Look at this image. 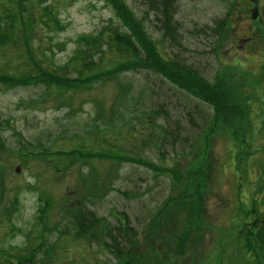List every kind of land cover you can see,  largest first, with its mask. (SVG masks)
Returning <instances> with one entry per match:
<instances>
[{
	"label": "rangeland",
	"instance_id": "obj_1",
	"mask_svg": "<svg viewBox=\"0 0 264 264\" xmlns=\"http://www.w3.org/2000/svg\"><path fill=\"white\" fill-rule=\"evenodd\" d=\"M254 5L0 0V264L264 262V17L254 20ZM206 82L222 86L212 101ZM174 120L186 140L172 137ZM84 201L98 220L79 232ZM119 223L136 235L122 255L107 243Z\"/></svg>",
	"mask_w": 264,
	"mask_h": 264
},
{
	"label": "trees",
	"instance_id": "obj_2",
	"mask_svg": "<svg viewBox=\"0 0 264 264\" xmlns=\"http://www.w3.org/2000/svg\"><path fill=\"white\" fill-rule=\"evenodd\" d=\"M151 2L153 3V0H151ZM167 2L165 4V7L163 8V11L165 12V18H167L165 21H169V20L172 21L173 28L175 29V31L177 33H180L179 29L177 28V25H178L179 20H176L174 18V14H173L172 10L170 9V7L169 6L166 7ZM7 12H9V11H7ZM12 13H14V12H12ZM9 24H10V26H13V24H15V23L12 22V23H9ZM166 26H167V24H166ZM209 26L212 28L213 32L215 31L214 32V35H212V36H215L216 37L217 36V33H220V29H217L218 28L217 24L214 23V24H211ZM205 30H207L210 33V31L207 28ZM211 34H213V33H210V35ZM140 35H141V38L143 39L142 41L145 44H147V46L151 47L152 53L153 54L156 53L155 48H154V44L150 40L144 39L143 36H142V34H140ZM126 42L128 44L132 45L134 52L137 53L136 45L134 46L133 41L127 40ZM214 48H215V45H214ZM157 54H158L159 57L161 56V54H159V52ZM159 59H157V61H159ZM135 66H137V65H135ZM147 66L150 67L151 69L155 70L154 69V65H152V63H147V65L145 67H147ZM183 67H184V69L186 71L194 72V70H192L193 67L187 66L186 64H183ZM197 74H201V73L199 72ZM203 80H205V79H203ZM175 81L178 82V80H175ZM203 84H205V83H202V85ZM205 85H207V88H205L203 86L202 87L205 88V91L203 89V95L204 96H208L205 99L206 101H212V99L210 97L214 98V97L220 96L221 93H220L219 89H222V86L212 87V85H210L209 83H207ZM200 89H202L201 86L199 88L198 93H194L198 97H200L199 96L200 95L199 94ZM214 107H216V105H214ZM221 108H222L221 106L220 107H216L217 112ZM152 109H154L155 111H158V112H160L161 110H163L164 112H167V110H166L167 108H164V106H161L158 109H156V108H152ZM189 119H191L192 124H194L193 127H192V129H191V131H193V133L194 132H196V133L198 132L199 133L198 136L201 133H203V131L205 130V129H202L203 126H204V124H202L199 121L195 124L196 118H194V117H191ZM171 125H176V128H175L176 133L172 137L174 139L175 138H177V139L180 138L182 140L183 139L186 140L185 139V136H187L190 132L187 133L186 131L180 129V127L182 125H186V124L183 121L181 122L180 120H174V121H171ZM195 126H198L200 128L197 129V128H195ZM192 143L193 142H191V144ZM191 144H190V146H191ZM77 214H78V216H77ZM76 217H77L78 223H79L78 224V231L79 232L80 231L81 232H86L90 228V226L96 224L97 223V220H98V217L96 216L95 211H93V209H90L89 207H87L85 201L83 202L81 208L77 211ZM131 226H130V224L129 225H126V226H123L121 223H119L118 225L115 226V228H114V226H112L113 228H111V230L109 231V233L112 234V236L114 238V242H107V243H108L109 246H115V248L118 249V250H114L113 249V251L115 253L117 252L118 254L122 255V252L125 253L129 249V247L131 246L129 244H132V241H133L134 237L136 236V235H133V234L130 235V233H127V231L129 229H132ZM120 229H122V230H120ZM262 231H264V227L263 228H260L257 231V236L256 237H258V239H260L261 242H262V244L264 245V236H263ZM133 232H134V234L137 233L136 230H133ZM121 235H126L128 238H126L125 236H121ZM120 237H121V239L123 238L125 240V242L124 241H119L118 239H120ZM123 245H124V247H122ZM10 264H13V262L10 263ZM256 264H264V262H258Z\"/></svg>",
	"mask_w": 264,
	"mask_h": 264
},
{
	"label": "flooded vegetation",
	"instance_id": "obj_3",
	"mask_svg": "<svg viewBox=\"0 0 264 264\" xmlns=\"http://www.w3.org/2000/svg\"><path fill=\"white\" fill-rule=\"evenodd\" d=\"M253 2H254V0H253ZM258 2H259V0H258ZM258 2H257V6H259V9H258V12L259 13H257V15L255 16V18H254V20H257V19H262L264 16L263 15H261V6H260V4H258ZM213 37H215V36H213Z\"/></svg>",
	"mask_w": 264,
	"mask_h": 264
},
{
	"label": "water",
	"instance_id": "obj_4",
	"mask_svg": "<svg viewBox=\"0 0 264 264\" xmlns=\"http://www.w3.org/2000/svg\"><path fill=\"white\" fill-rule=\"evenodd\" d=\"M257 12H258V6L256 5L253 9V13H252L253 17L257 14Z\"/></svg>",
	"mask_w": 264,
	"mask_h": 264
}]
</instances>
